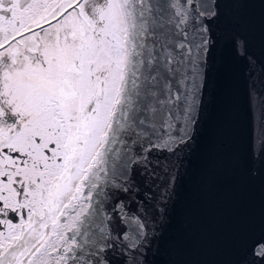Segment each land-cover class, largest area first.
Returning <instances> with one entry per match:
<instances>
[{"label":"snow or ice","instance_id":"6c2138e0","mask_svg":"<svg viewBox=\"0 0 264 264\" xmlns=\"http://www.w3.org/2000/svg\"><path fill=\"white\" fill-rule=\"evenodd\" d=\"M220 17V0H0V264H111L146 242L148 209L117 193L194 137ZM247 109L264 164V86Z\"/></svg>","mask_w":264,"mask_h":264},{"label":"water","instance_id":"95a60500","mask_svg":"<svg viewBox=\"0 0 264 264\" xmlns=\"http://www.w3.org/2000/svg\"><path fill=\"white\" fill-rule=\"evenodd\" d=\"M220 2L195 135L175 154L152 153L168 167L158 169L163 179L138 168L133 191L117 193L128 211L148 209L149 235L138 249L110 255L111 264H253V248L264 242V164H251L247 148L248 92L264 86V0ZM237 34L243 56L232 43Z\"/></svg>","mask_w":264,"mask_h":264}]
</instances>
